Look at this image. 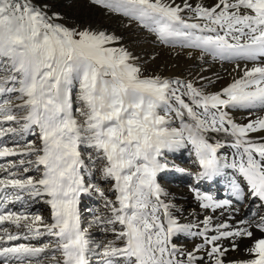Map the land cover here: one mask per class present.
Wrapping results in <instances>:
<instances>
[{
	"label": "snow or ice",
	"instance_id": "obj_1",
	"mask_svg": "<svg viewBox=\"0 0 264 264\" xmlns=\"http://www.w3.org/2000/svg\"><path fill=\"white\" fill-rule=\"evenodd\" d=\"M88 3L190 59L233 63L236 76L212 90L222 77L203 69L146 74L158 54L142 60L114 31L70 27L49 0H0V264H264V0ZM180 149L197 181L233 169L247 189L233 180L231 197L259 209L214 224L234 201L197 185L204 215H185L158 183ZM92 194L102 209L84 226L79 205ZM41 203L50 218L32 210ZM255 231L246 258H229Z\"/></svg>",
	"mask_w": 264,
	"mask_h": 264
},
{
	"label": "bare ground",
	"instance_id": "obj_2",
	"mask_svg": "<svg viewBox=\"0 0 264 264\" xmlns=\"http://www.w3.org/2000/svg\"><path fill=\"white\" fill-rule=\"evenodd\" d=\"M138 26V25H137ZM135 37V36H134ZM137 38H141V42L138 43V45H144L146 52L149 51L150 53L145 54L141 59L144 60L147 57L158 54V58L148 62L145 67L147 69V73L151 72H159L163 73L165 75H171V76H183V77H191L194 76L196 73L201 72V70H205L204 74L207 76L212 77L213 73L219 74L222 79L217 81L215 84V87L212 90L219 89L220 87L226 85L228 82H230L235 76L236 73L232 72L233 63H229L227 61H220V60H213L211 56H207L205 62L204 59H190L186 55H184V50L177 44L174 48L172 46H166L161 45L158 42L155 41V37L148 32H139L137 34ZM138 40V39H137ZM152 42V44H151ZM137 46V45H136ZM142 56V55H141ZM140 57V56H139ZM164 62L163 66L157 70L156 66L160 63ZM227 70V71H226ZM228 73H232V75H229ZM243 115H237V119L239 120H245L247 116V110H240ZM232 149L225 148L220 151L221 155H226L228 157V162H231L232 159ZM171 156L174 155V157L171 160H180L186 157L187 155L190 156V165H187V167H184L185 169H190V173H182L183 176H181L180 181L177 180L176 176H171L170 174L174 173V166H171L169 170L162 172L158 174V179L161 177H166V180L172 179L178 186L182 181L187 179V176H191L192 179H195V173L199 171V165L195 162V157L190 153L189 149H180L179 151L170 153ZM186 166V165H185ZM183 168V169H184ZM179 173V172H178ZM181 173V172H180ZM173 175V174H172ZM179 175V174H178ZM186 177V179H185ZM182 180V181H181ZM233 180H236L237 182H240L242 187L244 189H247V184L245 181H243L242 177L238 175L233 169L231 168H224L220 172L219 175L214 176L211 180H201L197 183L202 184L203 181H205L207 184H209V187L211 190H208L207 187H204V189H201L200 186L199 190L201 192H204L206 194L212 195L216 199H233L234 204L233 209H224V210H217L216 213L213 216V223H217L220 221L227 222L230 225L236 224L239 220L249 219L252 217L253 212H255L257 209H259V201L255 200L254 198L250 197L247 200H240L236 201L235 198L231 197V183ZM163 181V180H162ZM196 179L192 182V184H195ZM186 185L187 180H186ZM198 185V184H197ZM194 185V186H197ZM176 186V187H177ZM191 184H189V188L185 189L183 185H180V187L175 191L174 193H170L173 197H175L176 201L179 203L181 207L185 209V215L188 213H198L200 218L203 217L204 213L199 210L198 205L196 201L194 200V197L192 193L190 192ZM107 188V187H106ZM85 199L87 202V207L89 209L88 213L90 211H93L94 214L102 209V201L98 198L96 194L92 195H84L82 196L81 200ZM242 202L245 205V208H240L238 203ZM242 204V205H243ZM19 206L17 205V208ZM35 211H39L46 219L50 218V210L47 205H44L43 203L40 205H35V208L32 209ZM208 214H212L211 210H209ZM260 215H264V210H260ZM93 217H88L86 215L81 216L82 223H84V226H87L88 221H91ZM259 217H256L258 219ZM96 237L102 238V234L99 232L95 233ZM261 236V233L258 231L254 232L253 238L247 239L245 238L243 242L240 245L241 250L240 251H230L228 253L229 258H246V254L243 252V249L245 246H248L252 244L253 240L259 238ZM27 243V241H21ZM31 243L36 244L37 241H31ZM227 241H225V245L227 246Z\"/></svg>",
	"mask_w": 264,
	"mask_h": 264
},
{
	"label": "rangeland",
	"instance_id": "obj_3",
	"mask_svg": "<svg viewBox=\"0 0 264 264\" xmlns=\"http://www.w3.org/2000/svg\"><path fill=\"white\" fill-rule=\"evenodd\" d=\"M49 3L52 6V11L59 12L62 17H64V22L72 27H80V26H92L93 28H101L108 31H114L116 34L123 36V43L128 47V49L136 56H140L142 58L145 54L150 53L149 51L146 52L145 47L142 45H138L139 42H141V38H137V34L141 31L148 32L146 29H143L135 22H129L127 18L122 17L119 14L115 13H108L106 10L90 5L88 3V0H49ZM135 36V37H134ZM138 39V40H137ZM152 44V42H151ZM137 45V46H136ZM142 55V56H141ZM164 62H160L156 68L159 70L163 66ZM173 158V156L170 155V153H167V159L169 162V166H174V173L170 174L172 177L176 176L177 180L180 181L181 176H183L182 173L189 172L190 173V167L189 169H185L184 167H187V165H190V156L187 155L183 159L180 160H169ZM186 165V166H185ZM191 166V165H190ZM169 167V168H170ZM176 168H184V172L178 173L176 171ZM170 171V169H169ZM179 174V175H178ZM186 179V177H185ZM163 180V181H162ZM186 180L187 184L186 185ZM182 181L178 186L172 179L166 180V177L159 178L158 183L169 193H174L177 191V189L180 187V185H183L185 189L187 187L189 188V184L191 186L197 185L201 187V189H204V187H207L208 190H211L209 187V184H207L205 181H203L202 184L197 183L198 181H195V184L192 182L195 180L192 179V177L189 175L187 176V179ZM201 182V181H200ZM177 186V187H176ZM106 188L107 185H104ZM42 204V203H41ZM40 204V205H41ZM240 208H245V205L240 202L238 203ZM243 204V205H242ZM81 216L86 215L88 217H93L94 212L90 211L88 213V210L85 211V209H89L87 207V202L85 199L81 200V203L79 205Z\"/></svg>",
	"mask_w": 264,
	"mask_h": 264
}]
</instances>
